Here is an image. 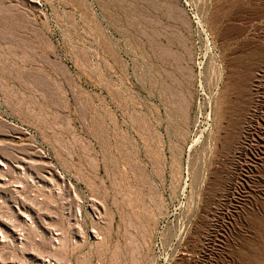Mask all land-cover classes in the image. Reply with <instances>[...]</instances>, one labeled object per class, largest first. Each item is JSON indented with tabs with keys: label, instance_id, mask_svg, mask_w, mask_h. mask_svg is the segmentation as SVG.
I'll use <instances>...</instances> for the list:
<instances>
[{
	"label": "rangeland",
	"instance_id": "rangeland-1",
	"mask_svg": "<svg viewBox=\"0 0 264 264\" xmlns=\"http://www.w3.org/2000/svg\"><path fill=\"white\" fill-rule=\"evenodd\" d=\"M0 264H264V0H0Z\"/></svg>",
	"mask_w": 264,
	"mask_h": 264
}]
</instances>
